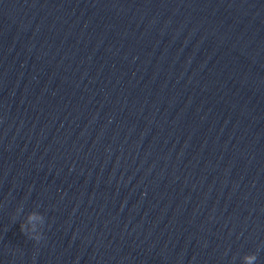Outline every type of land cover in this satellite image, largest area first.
Returning a JSON list of instances; mask_svg holds the SVG:
<instances>
[{"label": "water", "instance_id": "obj_1", "mask_svg": "<svg viewBox=\"0 0 264 264\" xmlns=\"http://www.w3.org/2000/svg\"><path fill=\"white\" fill-rule=\"evenodd\" d=\"M250 254L264 264V0H0V264Z\"/></svg>", "mask_w": 264, "mask_h": 264}, {"label": "clouds", "instance_id": "obj_2", "mask_svg": "<svg viewBox=\"0 0 264 264\" xmlns=\"http://www.w3.org/2000/svg\"><path fill=\"white\" fill-rule=\"evenodd\" d=\"M24 213L23 205H20L16 209V217H19ZM35 212H28L26 214V219L22 220L20 223V231L30 240L35 241L37 244L40 243L44 239V231H39L31 226L32 220L35 218ZM14 217V219L16 218ZM257 259L256 254L246 255L244 257L245 264H253V262Z\"/></svg>", "mask_w": 264, "mask_h": 264}]
</instances>
